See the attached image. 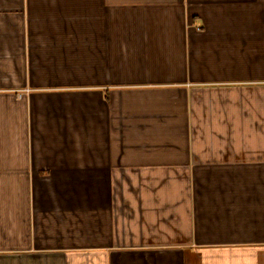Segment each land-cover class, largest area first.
Here are the masks:
<instances>
[{
  "label": "crops",
  "instance_id": "0c3cea01",
  "mask_svg": "<svg viewBox=\"0 0 264 264\" xmlns=\"http://www.w3.org/2000/svg\"><path fill=\"white\" fill-rule=\"evenodd\" d=\"M0 264H264V0H0Z\"/></svg>",
  "mask_w": 264,
  "mask_h": 264
}]
</instances>
